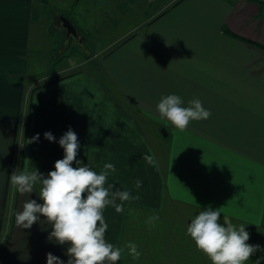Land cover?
Here are the masks:
<instances>
[{"label":"crops","instance_id":"crops-1","mask_svg":"<svg viewBox=\"0 0 264 264\" xmlns=\"http://www.w3.org/2000/svg\"><path fill=\"white\" fill-rule=\"evenodd\" d=\"M42 1L0 0V264H47L49 252L67 264L68 245L49 240L44 217L30 229L17 227L24 202L42 203L40 185L20 195L10 175L55 170L64 157L58 141L69 128L80 142L77 160L97 173L114 164L108 182L140 197L124 202L122 213L111 206L104 211L105 238L122 249L116 264H211L187 235L191 219L208 207L220 208V220L245 224L247 243L258 245L264 233V0H86L85 18L76 0L73 25L80 35L101 26L103 35L123 37L103 63L89 67L87 57L53 66L56 47L67 45L59 28L64 15L56 10L59 25L51 24L43 4L36 9ZM113 5H122L120 16L138 5L139 19H120L127 27L119 34L115 18L109 20ZM36 47L46 54L40 72ZM75 65L80 69L66 72ZM169 94L183 106L200 99L210 118L179 131L157 111ZM151 216L159 219L150 226ZM129 242L138 246L139 259L129 254ZM261 254L246 264H259Z\"/></svg>","mask_w":264,"mask_h":264},{"label":"clouds","instance_id":"clouds-1","mask_svg":"<svg viewBox=\"0 0 264 264\" xmlns=\"http://www.w3.org/2000/svg\"><path fill=\"white\" fill-rule=\"evenodd\" d=\"M183 105L180 96L169 94L158 102L157 111L161 118L167 119L181 132L187 129L190 122L207 120L211 116V111L205 109L198 98L189 101L188 106ZM44 137L49 141L55 140L51 132H45ZM38 139L39 134L31 142ZM58 143L64 150V157L55 162V170L45 176L35 168L17 169L10 175V183L20 195L31 194L40 185L38 196L42 201L38 203L36 199H28L24 202L22 210L15 214V223L19 228L30 229L44 217L43 222L52 228L49 240L68 245L67 264H116L122 249L105 238L108 224L104 211L111 206L117 213H122L124 202L140 197L108 182L110 174L116 172L114 164L105 163L97 173L77 160L80 142L71 128ZM142 158L149 165H155L152 156L144 155ZM74 162L76 167H73ZM135 187L141 188L142 181L136 180ZM220 218V208L204 209L191 219L187 235L211 264H246L260 250V246L247 243L250 235L245 224L237 227L227 221L221 223ZM158 219V216H151L147 223L151 226ZM127 248L133 259L140 258L141 252L134 242H129ZM47 264H64V261L49 252Z\"/></svg>","mask_w":264,"mask_h":264},{"label":"rangeland","instance_id":"rangeland-1","mask_svg":"<svg viewBox=\"0 0 264 264\" xmlns=\"http://www.w3.org/2000/svg\"><path fill=\"white\" fill-rule=\"evenodd\" d=\"M74 1L76 2V0H43L42 3L36 4V9L38 8L37 7L38 5L43 4L41 6H43L45 14H47L51 18L50 23L53 25L58 24L56 20L58 16L56 14L58 13H56L55 11L58 10L59 8H61V10L59 11L62 12V15L67 16L73 22H75V10L77 5L76 6L75 4L73 5ZM78 2H79V5L77 7V10L79 11L78 14H81L82 18H85V16L83 15L84 14L83 12L85 11H83L81 8H83V6L84 7L86 6L84 4L86 3V0H79ZM137 6H135L134 9L129 8L127 10L128 13H125L126 14L125 16L122 15L120 16L121 12L118 11V8L122 7V5L120 6L113 5V9H114L113 13L115 16L112 15V18L109 17V20L111 19L113 20L115 18V20L112 22V24H114L113 26L115 29L114 34H119L120 32H123L127 27V25H125L124 22H120V19H122L123 17H128L129 19L128 23L137 22V20L139 19V10L137 9L138 8ZM99 18L102 19V16H100ZM126 20L127 19H125V21ZM50 23H46V26L43 29H49ZM78 23L82 25L80 19H78ZM99 23H101V21H98V24ZM44 24L45 23L43 21L42 27ZM59 28L64 32V40L66 41L67 45L63 47H61L60 44L57 47L55 46L56 49H55V53L53 54V63H52L53 66H57L61 64L62 61H64L67 58H68V62L71 61L73 63L75 61L83 60L86 57L89 58L88 59L89 63L87 64L88 67L96 64H101L103 63L104 56L109 52L108 50L114 47L116 44H118L123 38V37H118L117 35L114 36L103 35V27L101 26L98 29H95V32L90 30L92 33L89 36L88 35L82 36L77 31L75 33L67 34V30L63 29L62 23L59 25ZM135 32H139V30L137 29ZM78 48H81L82 52L78 51ZM44 56L46 57V54L42 52L39 53L38 47H36V51L34 54V63H35L36 71L38 72H40V70H43L42 68L45 66V64L42 63V61L41 62L39 61V59H41ZM79 66L80 65H75L73 68L71 67L72 69H68L66 72H69L71 70H78L80 69ZM44 70H46V66L44 67ZM162 134L164 137H166L165 133ZM180 212L185 213V211H180ZM220 222L224 223L225 221L220 220ZM228 223L231 222L228 221ZM233 225L237 227L239 226L236 224ZM259 236L260 237H259L258 245L260 246V250L258 251L259 253H262L259 258L260 260L259 264H264V233L259 234ZM178 263L187 264V260L180 259Z\"/></svg>","mask_w":264,"mask_h":264},{"label":"water","instance_id":"water-1","mask_svg":"<svg viewBox=\"0 0 264 264\" xmlns=\"http://www.w3.org/2000/svg\"><path fill=\"white\" fill-rule=\"evenodd\" d=\"M61 22L62 26L67 30V34L75 33L76 27L73 25V23L65 16H61Z\"/></svg>","mask_w":264,"mask_h":264},{"label":"trees","instance_id":"trees-1","mask_svg":"<svg viewBox=\"0 0 264 264\" xmlns=\"http://www.w3.org/2000/svg\"><path fill=\"white\" fill-rule=\"evenodd\" d=\"M65 16V15H64ZM65 17H67V16H65ZM68 18V17H67ZM72 23H74L70 18H68Z\"/></svg>","mask_w":264,"mask_h":264}]
</instances>
